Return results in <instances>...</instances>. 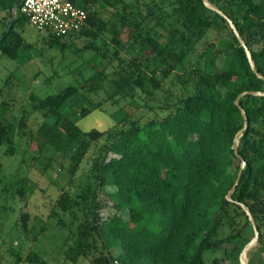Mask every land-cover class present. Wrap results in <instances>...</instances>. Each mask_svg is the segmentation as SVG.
Here are the masks:
<instances>
[{
    "label": "trees",
    "instance_id": "obj_1",
    "mask_svg": "<svg viewBox=\"0 0 264 264\" xmlns=\"http://www.w3.org/2000/svg\"><path fill=\"white\" fill-rule=\"evenodd\" d=\"M85 11V23L74 35L96 37L98 30L106 24L101 18L100 4L113 8L122 0H72ZM152 1V0H148ZM213 2V0H209ZM14 0H0V54L7 59H15L21 51L29 48L19 29L27 24L25 16L19 13L20 2L16 4L13 24L8 33L10 8ZM243 7L249 25L264 29V0H236ZM100 3V4H99ZM176 5L169 16L171 33L163 44L149 36L151 28L160 26L162 20L153 13L154 4L149 8L146 0H141L145 9L140 22H132L129 12L123 8L119 14L121 29L128 28L132 42L128 46L139 50L146 60L151 56L158 61L173 58L177 62L196 42L202 31L216 23L227 24L226 20L206 8L202 0H176ZM214 3V2H213ZM222 11L218 4L214 3ZM159 9V7H155ZM222 13L233 22L234 28L250 51L258 79L247 62L244 49L230 33L233 50L222 58L221 69L213 63L214 55L209 53L204 69L198 75L199 88L196 93L178 100L173 113L160 120H150L142 127L128 126L111 134V141L105 146L103 157L93 161L92 170L96 186L101 193L105 188L113 190L104 195L110 200L116 211L105 221L97 223V218L87 224H80L75 238L70 237L72 248L70 260L86 257L94 249L95 238L101 241L105 251L91 258L95 264H112L108 252L112 247L120 248L113 258L117 264H203L204 249L215 247L221 251L222 258L238 262V254L249 241L241 234L250 228L249 221L242 206L250 211L257 232L260 220L253 216L254 210L249 201L254 197L264 182L261 174L253 170V157L264 147V97L244 94L238 100L240 108L233 101L241 92L256 91L264 94V43L261 47H252L245 37L232 12ZM155 20V25L140 26L146 19ZM228 26V24H227ZM95 27V28H94ZM94 28V31L93 29ZM117 30L114 31V37ZM69 36V37H73ZM178 36L175 40L172 38ZM48 46L63 49L62 40L51 34L45 36ZM115 47H124L115 38ZM94 57L100 56L96 47ZM175 47H180L177 54ZM118 53L114 52L113 57ZM104 56V54H102ZM119 64L122 60L117 58ZM131 67L116 72L118 91L125 88L139 89L150 93L151 89L160 87L153 75L147 76L139 64L130 61ZM122 72V73H121ZM167 72H161L164 77ZM83 86V85H82ZM92 89V88H89ZM76 87H67L61 92L47 95L39 105L48 107L47 113L53 117L52 122L44 121L35 130L29 140L40 150L51 146L60 150L65 143H76L77 150L71 158L70 173L77 161L89 146V142L105 135L107 130L92 128L82 131L69 117L61 115L57 108L61 103L75 95ZM5 102H0V143L9 148L5 153L12 155L9 137L11 125L5 116ZM242 111L246 113V127L236 137L237 150L234 154V138L242 126ZM89 110L81 107L78 114L82 118ZM115 118L119 113L115 112ZM110 154L108 159L104 156ZM241 177L230 196L226 193L232 187L240 163ZM23 197L22 189L18 190ZM56 204L62 211H67L68 195L61 191ZM127 211L122 218L121 211ZM30 213L19 214L15 227L30 240H35ZM60 224V221H57ZM219 226L227 229L226 239L211 241ZM252 230V229H251ZM90 239V240H89ZM261 236L258 233V240ZM232 240V241H231ZM91 241V242H90ZM250 264V263H247Z\"/></svg>",
    "mask_w": 264,
    "mask_h": 264
},
{
    "label": "rangeland",
    "instance_id": "obj_2",
    "mask_svg": "<svg viewBox=\"0 0 264 264\" xmlns=\"http://www.w3.org/2000/svg\"><path fill=\"white\" fill-rule=\"evenodd\" d=\"M146 1L149 8L153 4L159 7H154L153 13L162 20L160 26L151 28L149 36L164 44L172 37L167 32L172 21L168 15L172 13L176 0ZM205 2L212 6L216 3L222 11L237 16L243 36L252 47L260 48L264 43V29L260 33L255 25L248 26L249 17H245L243 7L236 0ZM100 7L101 18L107 25L96 32L95 38L67 36L62 40L65 44L63 49H57L48 46L47 34L38 33L26 24L19 32L30 47L11 60L0 54V102H5V116L11 125L9 137L14 149L12 155H7L5 152L9 148L0 143V264H95L91 258L105 253L96 237L94 249L86 257L70 260V249L74 246L70 237L75 238L78 226L91 222L93 218H97V223L105 221L117 212L104 195L113 188H105L101 193L96 186L93 161L103 157L111 134L130 125L140 128L150 120H160L173 113L180 98L197 92V77L204 69L209 53L214 55L213 63L218 70L221 69L222 58L234 47L227 24L216 23L204 29L199 39L177 62L171 57H164L158 62L152 56L146 60L139 50L128 46L132 42L128 28L118 26L123 8L130 13L132 22L142 20L145 9L141 0H122L117 1L113 8H106L105 4H100ZM143 25L152 27L155 20L149 17L140 26ZM115 30L117 34L114 37ZM113 38L119 41L117 45L121 43L124 47H115ZM90 44L96 47L100 56L94 57L95 51L88 47ZM175 49L177 54L181 50L180 47ZM114 52L118 53L116 57H113ZM117 58L122 60L121 64ZM131 60L138 63L147 76L153 75L160 81V87L150 88V93L137 88L118 91L115 85L118 76L115 73L131 67ZM161 72L167 73L163 77ZM68 86L76 87L77 91L60 104L57 108L59 113L69 117L82 131L108 129L105 135L89 142L72 173L71 158L77 150L76 143H65L60 150L47 145L38 150L29 140L40 124L53 120L47 113L48 107H39L45 96L59 93ZM81 107L89 110L84 118L78 114ZM115 112L119 113L117 118ZM109 156L108 153L104 159ZM251 156L253 170L260 174L264 172V147ZM260 176L263 184L264 176ZM19 189L23 191L22 198L18 194ZM61 191L68 195L67 211H62L56 204ZM249 203L254 210L253 216L260 220L258 233L261 239L250 246L244 261L264 264L263 185ZM24 211L30 213L29 224H33L34 241L30 240L31 234L25 236L14 226L19 214ZM120 213L122 218L128 214L126 210ZM227 235V229L219 226L211 241L224 240ZM241 235L249 241L254 237L250 228H246ZM119 252L118 246L109 250L112 264H117L113 258ZM221 258V251L215 247L204 249L202 253L203 264H239Z\"/></svg>",
    "mask_w": 264,
    "mask_h": 264
},
{
    "label": "built area",
    "instance_id": "obj_3",
    "mask_svg": "<svg viewBox=\"0 0 264 264\" xmlns=\"http://www.w3.org/2000/svg\"><path fill=\"white\" fill-rule=\"evenodd\" d=\"M18 11L28 27L61 38L85 25V11L72 0H19Z\"/></svg>",
    "mask_w": 264,
    "mask_h": 264
},
{
    "label": "water",
    "instance_id": "obj_4",
    "mask_svg": "<svg viewBox=\"0 0 264 264\" xmlns=\"http://www.w3.org/2000/svg\"><path fill=\"white\" fill-rule=\"evenodd\" d=\"M18 2H19V0H14L12 6H11V8H10L9 25L7 26V28H6V30H5V33H6V34H7L8 31L10 30L11 25H12L13 22H14V21H13V19H14V12H15L16 4H17ZM202 2H203L204 6H205L206 8H208L209 10L215 12V13L218 14L220 17H222V18H224V19L226 20V22H227V24H228V28H229V30L232 32V34H233L234 37L236 38L238 44H239V45L244 49V51H245L246 59H247V62H248V64H249V67H250L251 71H252L254 74H256V76L258 77V79H262L260 76H258V73L256 72V70H255V68H254V65H253V63H252V61H251V58H250V56H251L250 51H249V49L245 46V44H244L242 38H240L238 32H237L236 29L234 28L233 22L230 21V20L227 18V16H225V15L222 13V11H220L216 6H212V5H210L209 3L205 2V0H202ZM246 93H249V94H251V95H255V94H256V95H258V96H263V97H264V94L258 93V92H256V91H251V92H241V93H239V94L236 96V98H235L234 101H233V103H234L235 106H237L238 108H240V106L238 105V100H239V98H240L241 96H243V95L246 94ZM242 117H243V119H242V120H243V122H242V126H241V128L238 130V132H237V134H236V136H235V138H234V140H233V142H234V146H233V150H234L233 152H234V154H236V150H237L236 137H237L238 134H240V133L244 130V128L246 127V121H245V119H246V113H245L244 111H242ZM243 165H244V163L241 162L240 167H239V169L237 170V173H236L237 176H236L235 182L233 183L232 187L229 189V191H228V192L226 193V195H225V199H226L228 202H230V196H231V194L234 192V190H235V186H236V184H237V183L239 182V180H240V177H241V168L243 167ZM242 207H243V209H244V211H245V215H246V217H247V220L249 221V224H250L251 229H252V231H253V236H254V237H253L250 241H248V243H247L246 245H244V246L242 247V249L240 250V252H239V254H238L237 259H238V263H239V264H247V263L244 261L245 253L247 252V250L250 248V246H251L253 243H255V242L258 241V232H257V230H256V228H255L254 221H253V219H252V217H251V215H250V211H249L246 207H244V206H242Z\"/></svg>",
    "mask_w": 264,
    "mask_h": 264
}]
</instances>
